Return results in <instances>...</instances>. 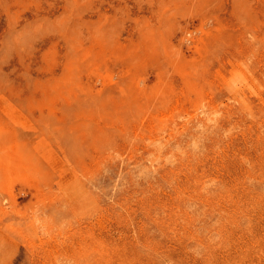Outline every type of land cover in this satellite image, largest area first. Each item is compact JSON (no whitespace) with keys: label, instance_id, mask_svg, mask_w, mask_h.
I'll return each instance as SVG.
<instances>
[{"label":"rangeland","instance_id":"1","mask_svg":"<svg viewBox=\"0 0 264 264\" xmlns=\"http://www.w3.org/2000/svg\"><path fill=\"white\" fill-rule=\"evenodd\" d=\"M0 264H264V0H0Z\"/></svg>","mask_w":264,"mask_h":264},{"label":"bare ground","instance_id":"2","mask_svg":"<svg viewBox=\"0 0 264 264\" xmlns=\"http://www.w3.org/2000/svg\"><path fill=\"white\" fill-rule=\"evenodd\" d=\"M84 9V8H83ZM79 37V36H78ZM51 51V50H50ZM52 86V85H51ZM88 103V102H87ZM192 117V116H191ZM197 117V116H196ZM151 138V137H150ZM197 178V177H196Z\"/></svg>","mask_w":264,"mask_h":264}]
</instances>
